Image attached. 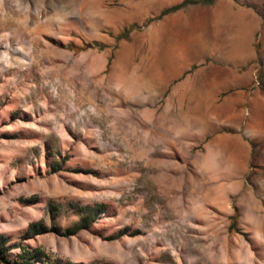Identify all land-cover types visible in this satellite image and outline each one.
Returning <instances> with one entry per match:
<instances>
[{
  "label": "rangeland",
  "instance_id": "rangeland-1",
  "mask_svg": "<svg viewBox=\"0 0 264 264\" xmlns=\"http://www.w3.org/2000/svg\"><path fill=\"white\" fill-rule=\"evenodd\" d=\"M177 3L0 0L8 243L102 204L87 230L21 243L71 264H264V40L248 83L215 97L193 84L202 68L177 73L152 55L158 14Z\"/></svg>",
  "mask_w": 264,
  "mask_h": 264
},
{
  "label": "crops",
  "instance_id": "crops-1",
  "mask_svg": "<svg viewBox=\"0 0 264 264\" xmlns=\"http://www.w3.org/2000/svg\"><path fill=\"white\" fill-rule=\"evenodd\" d=\"M156 26L164 28H155L154 37H158L155 42L160 49L153 48L152 55L156 50V57L165 60L164 65L175 68L177 73L181 68H202L206 75L194 76L193 84L195 79L204 82L206 85H199L200 89L210 90L215 97L248 83L243 70L256 56L263 68L264 47L255 56L253 38L258 35L259 43L264 40V0H213L209 5L191 4L163 15ZM244 35L250 36L247 43L242 40ZM159 37L164 39L162 45ZM235 60L241 63L236 64ZM171 82L160 83L158 93L166 92ZM233 93L238 96L243 92L235 90Z\"/></svg>",
  "mask_w": 264,
  "mask_h": 264
},
{
  "label": "trees",
  "instance_id": "trees-1",
  "mask_svg": "<svg viewBox=\"0 0 264 264\" xmlns=\"http://www.w3.org/2000/svg\"><path fill=\"white\" fill-rule=\"evenodd\" d=\"M213 0H183L178 4L172 5L168 8L162 9L157 18L162 17L168 13L177 11L187 5L191 4H206L209 5ZM193 68H190V70ZM189 70V71H190ZM104 211L102 204L94 205L91 207L77 208L78 220L69 228L59 231L58 228L51 227L47 229L41 223H32L28 225L26 230L20 237V241L32 239L36 236L42 235L47 232H53L55 235L62 237H71L80 231H84L90 228L95 222L97 216ZM49 214L52 212V208L48 207ZM122 235V232L119 233ZM21 242L17 244H10L6 237L0 235V264H71L69 262H61L59 260L50 259L46 254L37 248H30L23 245ZM16 250L12 254V251Z\"/></svg>",
  "mask_w": 264,
  "mask_h": 264
},
{
  "label": "built area",
  "instance_id": "built-area-1",
  "mask_svg": "<svg viewBox=\"0 0 264 264\" xmlns=\"http://www.w3.org/2000/svg\"><path fill=\"white\" fill-rule=\"evenodd\" d=\"M255 80V79H254ZM255 83H256V81H255ZM257 84V83H256Z\"/></svg>",
  "mask_w": 264,
  "mask_h": 264
}]
</instances>
